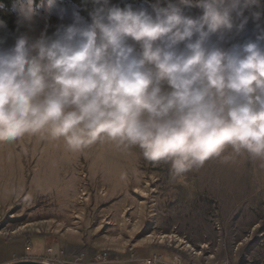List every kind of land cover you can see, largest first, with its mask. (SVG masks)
<instances>
[{
  "label": "clouds",
  "instance_id": "1",
  "mask_svg": "<svg viewBox=\"0 0 264 264\" xmlns=\"http://www.w3.org/2000/svg\"><path fill=\"white\" fill-rule=\"evenodd\" d=\"M61 3H0V144L109 141L173 177L229 146L264 158V0Z\"/></svg>",
  "mask_w": 264,
  "mask_h": 264
},
{
  "label": "rangeland",
  "instance_id": "2",
  "mask_svg": "<svg viewBox=\"0 0 264 264\" xmlns=\"http://www.w3.org/2000/svg\"><path fill=\"white\" fill-rule=\"evenodd\" d=\"M46 22L58 15L37 27ZM170 168L109 141L78 153L40 136L0 144V264L23 258L28 242L84 264L104 253V264L173 253L191 264H264V158L229 146L182 176Z\"/></svg>",
  "mask_w": 264,
  "mask_h": 264
},
{
  "label": "built area",
  "instance_id": "3",
  "mask_svg": "<svg viewBox=\"0 0 264 264\" xmlns=\"http://www.w3.org/2000/svg\"><path fill=\"white\" fill-rule=\"evenodd\" d=\"M188 245L190 247V249L187 251L188 256L189 257L195 256L197 254V251L190 244ZM31 247H32L31 243L28 242L25 248L26 251L30 250ZM106 255H107L106 253H104L103 255H98L94 261H91L88 264H104L107 262L105 261L107 259ZM36 258L56 264H84L78 259L75 260L65 259L63 257V254L61 256H55L54 249L52 246L46 247V255L44 257H36ZM138 261L141 262L142 264H191L187 262L180 253H173L170 255L154 254L152 256L142 258ZM204 264H230V263L227 260H217V261L209 260L206 261Z\"/></svg>",
  "mask_w": 264,
  "mask_h": 264
},
{
  "label": "trees",
  "instance_id": "4",
  "mask_svg": "<svg viewBox=\"0 0 264 264\" xmlns=\"http://www.w3.org/2000/svg\"><path fill=\"white\" fill-rule=\"evenodd\" d=\"M79 7L82 11V14L86 15L84 9V0H68ZM131 2H141L144 0H130ZM115 3H120L123 6V0H114ZM0 3H4L11 8L12 0H0ZM0 19L4 20L8 24V28L16 33V15L12 12H6L4 10H0Z\"/></svg>",
  "mask_w": 264,
  "mask_h": 264
},
{
  "label": "crops",
  "instance_id": "5",
  "mask_svg": "<svg viewBox=\"0 0 264 264\" xmlns=\"http://www.w3.org/2000/svg\"><path fill=\"white\" fill-rule=\"evenodd\" d=\"M53 247V246H52ZM54 249V255L55 256H61L63 253L60 254V252H56V249H55V246L53 247ZM46 255V248L44 247H41V248H38L37 250L33 251L32 250V247L30 250H28V252H25L24 255H22L21 257H32V258H36V257H44ZM149 257V256H147ZM9 261V260H8ZM4 262H7V261H4ZM3 263V262H1ZM135 264H142L141 262H135Z\"/></svg>",
  "mask_w": 264,
  "mask_h": 264
},
{
  "label": "water",
  "instance_id": "6",
  "mask_svg": "<svg viewBox=\"0 0 264 264\" xmlns=\"http://www.w3.org/2000/svg\"><path fill=\"white\" fill-rule=\"evenodd\" d=\"M10 262H14V264H56V263H52L49 261H45V260L38 259V258H32V257H23V258L10 261ZM1 264H9V262L1 263Z\"/></svg>",
  "mask_w": 264,
  "mask_h": 264
}]
</instances>
